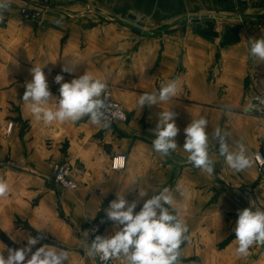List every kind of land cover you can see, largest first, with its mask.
I'll list each match as a JSON object with an SVG mask.
<instances>
[{
	"label": "crops",
	"instance_id": "0c3cea01",
	"mask_svg": "<svg viewBox=\"0 0 264 264\" xmlns=\"http://www.w3.org/2000/svg\"><path fill=\"white\" fill-rule=\"evenodd\" d=\"M34 3L11 0L8 11L0 14V179L11 189L7 198H0V252L5 258L7 249L27 247L28 237H40V229L43 237L26 260L49 245L68 252L64 264H97L85 255L86 233L96 221L104 236L114 234L117 225L108 219L106 209L117 193L124 191L129 202L138 200L139 212L144 200L168 187L189 229V239L181 245L182 264H264L261 246L253 245L245 257L235 254L234 231L239 211L264 210V167L258 169L254 163L242 172L230 169L212 138L220 128L228 134L231 150L242 142L252 157L255 152L264 155V117L248 110L236 88L214 110L177 99L141 109L137 103L143 93L158 92V74H168L181 53H186V65L196 59L198 65L210 67V53L218 41L208 37L207 23H213L221 38L226 34L221 25L241 21L249 31L240 34L264 39V0H50L48 10ZM226 47L224 43L219 49L227 51ZM223 57L224 66H240ZM34 66H44L57 100V75L63 76L62 82L86 71L102 78L128 122L104 128L91 124L88 117L52 125L37 121L22 98ZM65 67L72 71H63ZM257 81L264 85V78ZM192 92L201 102H210L208 92L195 94L193 88ZM54 104L55 100L49 106ZM169 107L179 129L178 147L164 157L152 148L153 130L160 112ZM200 116L208 120L212 175L189 164L182 148L184 129ZM9 123L13 126L6 136ZM119 156L125 157V167L112 170L111 161ZM55 163L73 167L76 190L52 182ZM142 185L147 195L140 199ZM116 264H124L123 259Z\"/></svg>",
	"mask_w": 264,
	"mask_h": 264
},
{
	"label": "clouds",
	"instance_id": "9594fccd",
	"mask_svg": "<svg viewBox=\"0 0 264 264\" xmlns=\"http://www.w3.org/2000/svg\"><path fill=\"white\" fill-rule=\"evenodd\" d=\"M10 7L11 0H0V14L7 12ZM56 23L59 24L60 21L57 20ZM250 55L258 62L264 61V39L250 40ZM43 67L34 66L31 69L32 79L26 83L22 97L37 121L52 125L54 122L75 123L88 117L93 125L104 128L110 126V121L105 115L108 106L102 98L107 83L102 78L86 71L71 82H62L63 76L57 75L55 82L60 85V97L57 100L49 90ZM63 71L70 72L72 69L65 67ZM181 87L179 78L166 81L158 92L140 95L137 103L140 109L146 105L160 106L176 98ZM53 100L55 104L49 106ZM170 108L160 112L157 126L153 130L155 138L152 148L164 157L169 156L178 147L175 137L179 129L175 123V113ZM207 125L208 120L204 116L191 120L184 129L186 141L182 148L188 153L189 164L212 175L215 169L214 161L209 155L210 137L206 132ZM212 138L219 143V155L224 158L227 166L236 172L251 168L260 160L259 156L254 160L242 142L237 143L235 151L231 150L227 142L229 136L220 128L212 132ZM10 191L8 182L0 179V198H7ZM175 191L181 196L185 195L179 188ZM138 192L140 199L147 195L143 185L139 186ZM137 204L138 200L129 202L124 196V191L117 193L116 200L106 209L108 219L117 225V229L110 236H95L91 243L86 240L85 255L92 261L99 258L103 264H108L113 259H123L124 264H182L181 245L189 239V229L185 218L180 214L181 209L173 190L163 187L151 198L144 200L139 212H135ZM37 230L41 236L28 237L27 247L7 249V258L3 254L4 251L0 252V264H25V261L26 264H64L69 261L66 250L49 245L39 247L31 254L30 259L26 260V256L32 252V247L43 237L44 231ZM234 231L237 256H247L253 245L264 247V210H253L250 207L239 211Z\"/></svg>",
	"mask_w": 264,
	"mask_h": 264
},
{
	"label": "rangeland",
	"instance_id": "374dc122",
	"mask_svg": "<svg viewBox=\"0 0 264 264\" xmlns=\"http://www.w3.org/2000/svg\"><path fill=\"white\" fill-rule=\"evenodd\" d=\"M34 1L35 6L38 8V2L36 0ZM26 2H29V0ZM23 16H27V13ZM237 22L238 23L235 24L234 21H226V24L221 25V31L225 29L226 32L221 38L219 37V32H215L213 23H207V29H205L208 37L212 41H218L215 46L216 50L210 53V67L207 68L198 65L195 62L197 61L196 59L191 63L193 66L188 63L186 65L183 61L186 53H181L179 56L180 62L173 66V68L170 67L168 74H158V91L161 85L166 81L179 78L182 87L179 91V96L174 98L177 99V102L190 103L191 105L193 104L195 108L208 107L214 110L223 106L222 103L224 104L225 101L223 97H228L231 89L235 91L236 88L237 96L241 97L242 95L243 103H246V106L249 108L248 110L251 113H256L260 117H264V112L256 110L252 105L254 101L264 96V85L257 81L259 77L264 78V63H262L264 61H260L258 64L260 67H256V59L250 55V37L240 34L239 32L244 31V34H246L245 32L246 30L249 31V27H246L241 21ZM238 35H240V37ZM224 43L227 46V51H220L219 48L222 47ZM245 43L247 44L246 46ZM240 44H242V46H240ZM234 45H237L235 47L236 50H233ZM160 54L161 55L158 56V68L162 57V53ZM224 54L226 55L225 59L235 60L240 63V66H224L221 62L224 58ZM241 78L242 80L240 81L239 79ZM192 88L195 89V94L203 91L208 92L211 96L210 102H201L202 100H200L199 97L192 94ZM228 105L229 104H227V106ZM261 248L264 249L262 246Z\"/></svg>",
	"mask_w": 264,
	"mask_h": 264
},
{
	"label": "built area",
	"instance_id": "2783aa9c",
	"mask_svg": "<svg viewBox=\"0 0 264 264\" xmlns=\"http://www.w3.org/2000/svg\"><path fill=\"white\" fill-rule=\"evenodd\" d=\"M28 1V0H26ZM34 0H29L32 2ZM38 2V8L41 10H48L49 0H36ZM26 15V12H23ZM107 104V109L105 115L110 121V126L117 124H125L127 122V114L124 111L123 107L114 101L109 92H105L103 97ZM253 103H255L253 105ZM252 105L254 108L260 112H264V96L260 97L258 100L254 101ZM12 123H9L5 129V135L8 136L12 130ZM256 156L260 157L259 161H256L258 169L264 167V155L260 152H255L253 154V159L255 160ZM125 167V157L119 156L112 160L111 169L112 170H123ZM52 182L62 189L67 190H76L77 185L72 181L71 177L73 175V167L69 163H55L52 165ZM88 243H91L95 239V236L100 235L104 236L102 232V226L100 223L94 221L89 225L87 230ZM97 264H103L99 258L96 259ZM108 264H116V259L110 260Z\"/></svg>",
	"mask_w": 264,
	"mask_h": 264
},
{
	"label": "water",
	"instance_id": "95a60500",
	"mask_svg": "<svg viewBox=\"0 0 264 264\" xmlns=\"http://www.w3.org/2000/svg\"><path fill=\"white\" fill-rule=\"evenodd\" d=\"M255 103H253V105H254Z\"/></svg>",
	"mask_w": 264,
	"mask_h": 264
}]
</instances>
